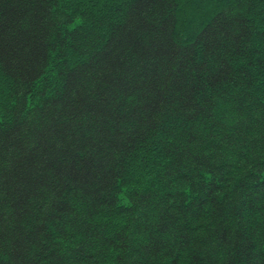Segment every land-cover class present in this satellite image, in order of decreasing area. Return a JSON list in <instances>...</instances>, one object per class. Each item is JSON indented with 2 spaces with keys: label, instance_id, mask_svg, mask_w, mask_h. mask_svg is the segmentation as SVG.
<instances>
[{
  "label": "trees",
  "instance_id": "16d2710c",
  "mask_svg": "<svg viewBox=\"0 0 264 264\" xmlns=\"http://www.w3.org/2000/svg\"><path fill=\"white\" fill-rule=\"evenodd\" d=\"M263 16L0 0V264H264Z\"/></svg>",
  "mask_w": 264,
  "mask_h": 264
},
{
  "label": "rangeland",
  "instance_id": "374dc122",
  "mask_svg": "<svg viewBox=\"0 0 264 264\" xmlns=\"http://www.w3.org/2000/svg\"><path fill=\"white\" fill-rule=\"evenodd\" d=\"M262 18H264V16L262 17ZM76 21H78V22H80V19H77ZM57 63V62H56ZM55 67V66H54ZM52 68H53V66H52ZM50 69H51V67H50ZM50 69H49V73L48 74H46L47 76L49 75H51L52 73L53 74H55V71L54 70H52V71H50ZM54 69V68H53ZM40 84V83H39ZM40 86V85H39ZM33 97V96H32ZM37 98V97H36ZM33 100L31 99V102H32ZM6 102H5V99H4V101H1L0 100V120H1V118H2V116H3V114L2 113H4V111H5V109H6ZM29 108H31L30 106H28ZM121 199H122V202H123V195L121 196Z\"/></svg>",
  "mask_w": 264,
  "mask_h": 264
}]
</instances>
